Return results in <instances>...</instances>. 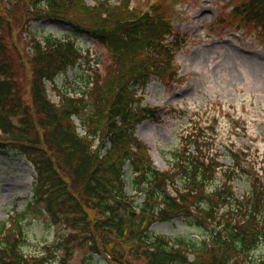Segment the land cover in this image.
<instances>
[{
    "label": "trees",
    "instance_id": "1",
    "mask_svg": "<svg viewBox=\"0 0 264 264\" xmlns=\"http://www.w3.org/2000/svg\"><path fill=\"white\" fill-rule=\"evenodd\" d=\"M4 1L0 133L7 142L0 145L23 154L36 176L27 210H14L8 220H0V264H264V255L254 253L264 247V181L252 170L245 149L220 150L203 137L181 141L162 151L168 167L161 171L134 134L144 118H156L150 107L133 104L136 92L150 75L165 74L174 56L164 17L129 15L122 0H115L119 5L102 0L94 6L83 0ZM248 4L237 11L239 16L258 25L264 35V0ZM20 16V30L28 33L26 55L14 39L11 20L17 27ZM44 16L75 19L114 58L105 74L89 76L82 89L58 92V102L49 98L45 82L55 87L56 76L86 60L87 52L69 38L36 39L31 24ZM73 117L85 135L77 132ZM222 156L228 162L217 171ZM139 195L143 199L137 206ZM29 209L70 227L65 240L86 245L88 257L72 261V245L62 239L54 250L25 254ZM131 210L137 213L132 216ZM172 219L202 233L171 236L150 229L156 221ZM59 249L64 253L56 254Z\"/></svg>",
    "mask_w": 264,
    "mask_h": 264
},
{
    "label": "rangeland",
    "instance_id": "2",
    "mask_svg": "<svg viewBox=\"0 0 264 264\" xmlns=\"http://www.w3.org/2000/svg\"><path fill=\"white\" fill-rule=\"evenodd\" d=\"M93 5L96 0H84ZM156 1L178 33L174 46V60L161 78L153 77L144 89L141 104L160 107V119H146L136 128V136L149 146L154 165L165 169L160 151L176 146L181 134L197 124H213L217 142L248 147V157L264 179V36L259 26L242 23L233 8L242 0H130L137 12H145ZM3 6L6 1L3 0ZM2 6L0 5V9ZM14 39L24 55L30 50L20 30L23 17L15 21ZM44 16L32 23V31L43 35L72 38L86 60L59 73L55 88L46 82L49 97L57 102L58 92L78 91L91 74H102L114 64L112 51L86 31L77 28L74 19ZM87 26L88 22L83 21ZM91 27V24L89 23ZM24 59V57H23ZM27 63V62H26ZM29 64V63H28ZM26 66H28L26 64ZM170 81V82H169ZM89 86L84 89L88 91ZM76 124L79 121L75 118ZM0 133V143H6ZM108 144V143H107ZM127 166H125V169ZM35 171L25 156L14 148L0 145V220L15 211L27 210L32 196ZM244 185L238 186V190ZM130 192L129 188H125ZM25 224L27 240L22 250L28 255H40L45 249H55L62 239L72 245V261L81 262L89 249L79 242L65 240L72 229L54 223L46 213L29 209ZM150 228L154 232L176 236L196 237L200 229L186 226L179 219L157 221ZM56 254H63L59 249ZM255 254L264 255V247ZM103 261L102 256H94ZM99 262V261H97ZM139 264L144 261L140 260ZM102 263V262H99Z\"/></svg>",
    "mask_w": 264,
    "mask_h": 264
}]
</instances>
